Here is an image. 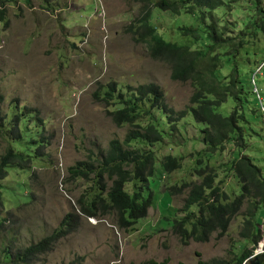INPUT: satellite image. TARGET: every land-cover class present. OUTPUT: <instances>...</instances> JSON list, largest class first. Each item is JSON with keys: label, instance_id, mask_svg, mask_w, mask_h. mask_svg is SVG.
Instances as JSON below:
<instances>
[{"label": "rangeland", "instance_id": "1", "mask_svg": "<svg viewBox=\"0 0 264 264\" xmlns=\"http://www.w3.org/2000/svg\"><path fill=\"white\" fill-rule=\"evenodd\" d=\"M149 1L151 23L159 34L179 45L201 48L192 38L176 33L182 25L195 27V18L163 11L155 7L158 0ZM227 3L215 17L241 30L257 14L255 0ZM144 5V0H0V11H5L4 22L0 16V115H11L14 105L16 111L25 108L37 120L45 145L33 151L38 157L23 172L14 169L1 183L5 204L1 220L5 221L0 232V264L48 236L66 213L76 211V201L89 183L72 179L68 169L80 161L100 159L110 140L122 142L131 130L128 125L116 126L108 115L121 98L107 106L97 95L102 96L112 83L123 93L129 87L153 83L163 90L169 109L180 111L189 104L192 82L173 81L170 67L153 60L147 45L129 32ZM235 61L242 72L239 88L253 93L256 108V115L250 114L244 125L245 149L239 152L229 144L224 152L208 157L201 135L204 127L188 115L162 143L152 146L155 167L166 156L182 158V164L170 175L152 178L154 183L148 187L155 204L147 218L128 229L118 228L111 218H82L76 232L34 264H233L243 248H253L241 236L247 205L225 236L214 234L207 243L184 245L170 226L161 224L164 216H184L179 210L190 189L175 191L170 207L163 210L160 203L165 191L200 183L201 164L217 176L216 184L230 198L240 194V182L231 171L238 153L250 157L264 178V34L253 36ZM232 107L229 99L215 111L228 116ZM164 130L168 133L169 127ZM8 148L9 141L0 137V160ZM128 188L132 191V184ZM20 202L24 204L17 209ZM261 229L264 234V218ZM260 253H264V238L255 255Z\"/></svg>", "mask_w": 264, "mask_h": 264}, {"label": "trees", "instance_id": "2", "mask_svg": "<svg viewBox=\"0 0 264 264\" xmlns=\"http://www.w3.org/2000/svg\"><path fill=\"white\" fill-rule=\"evenodd\" d=\"M144 1L145 5L129 32L137 36V41L147 45L153 60L170 67L173 81L192 82L193 93L189 104L180 111L169 109L164 103L163 90L153 83L129 87L127 93L119 91L112 83L102 96L97 95L98 101L107 106L121 98L118 107L108 111V115L116 126L128 125L131 130L122 142L110 140L106 153L100 159L80 161L68 169L72 179L89 183V189L76 201V211L66 213L48 236L12 257H6L7 264H34L41 255L52 251L60 240L76 232L82 218H111L121 229L131 228L147 218L155 204V195L148 187L154 183L152 178L170 175L179 170L182 164V158L166 156L155 167L156 156L151 150L152 146L162 143L166 136L176 130V124L185 121L188 115L204 127L201 135L208 157L224 152L229 144L239 152L245 149L244 125L248 124L250 114L256 115V108L253 93L239 88L242 84L239 75L242 72H238L235 60L253 36L264 34V4L255 0L257 14L241 30L237 24H225L215 17L218 9L228 5L227 0H158L156 8L195 18V27L182 25L176 29L178 37H190L196 45H201V48L193 49L168 41L166 36L159 34L151 23V2ZM6 3H15V0H6ZM0 16L4 22V9L0 11ZM236 31L238 34L234 35ZM126 95H130V98L127 99ZM229 99L233 107L228 116L215 111ZM16 110L17 106L14 105L11 115H0V137L9 141V148L0 160V232L5 221L1 220L5 209L1 183L14 169L23 172L27 163L38 157L33 151L45 146L37 120H33L25 108ZM164 126L169 127L168 133ZM201 162L198 160L199 165ZM202 167L201 164L197 173L202 178L200 183H184L180 189L165 191L166 196L160 203L163 210L170 207L175 191L190 189L183 208L179 210L184 216L174 219L164 216L161 224L170 226L184 245L191 241L207 243L214 234H218L219 238L225 236L232 220L247 205L241 236L253 248H243L233 264H264V253L255 255L257 246L264 238L261 229L264 218V178L261 168L247 155L238 153L231 171L240 182V194L230 198L216 184L217 176L211 169ZM108 182L111 184L109 188ZM130 184L132 191L128 188ZM22 204L20 202L17 209Z\"/></svg>", "mask_w": 264, "mask_h": 264}, {"label": "bare ground", "instance_id": "3", "mask_svg": "<svg viewBox=\"0 0 264 264\" xmlns=\"http://www.w3.org/2000/svg\"><path fill=\"white\" fill-rule=\"evenodd\" d=\"M259 93V92H258ZM262 96V95H261Z\"/></svg>", "mask_w": 264, "mask_h": 264}]
</instances>
